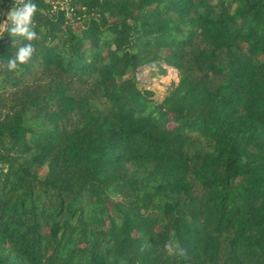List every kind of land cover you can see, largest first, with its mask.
<instances>
[{"label":"trees","instance_id":"trees-1","mask_svg":"<svg viewBox=\"0 0 264 264\" xmlns=\"http://www.w3.org/2000/svg\"><path fill=\"white\" fill-rule=\"evenodd\" d=\"M31 2L35 39L0 29V264H264V0Z\"/></svg>","mask_w":264,"mask_h":264},{"label":"rangeland","instance_id":"rangeland-1","mask_svg":"<svg viewBox=\"0 0 264 264\" xmlns=\"http://www.w3.org/2000/svg\"><path fill=\"white\" fill-rule=\"evenodd\" d=\"M6 2L7 1L3 2V0H0V29L8 25L10 13L14 11V9L9 6V3ZM173 68L177 70L176 77L175 74L171 72V75L169 74V71H172L171 69ZM133 74L138 87L142 90H149L151 96L159 102L162 101L172 85L178 80V69L163 61H159L157 64L141 65L134 70Z\"/></svg>","mask_w":264,"mask_h":264},{"label":"clouds","instance_id":"clouds-1","mask_svg":"<svg viewBox=\"0 0 264 264\" xmlns=\"http://www.w3.org/2000/svg\"><path fill=\"white\" fill-rule=\"evenodd\" d=\"M18 3L23 4V7L18 8L10 13L11 28L10 32L12 35H19L25 37L27 40L31 41L36 38V33L31 30L32 17L37 11L36 4L32 3L31 0H18ZM35 48L31 44H27L19 48L17 54L14 58H10L7 61V68L9 71H14L17 69L18 65L27 63L33 53Z\"/></svg>","mask_w":264,"mask_h":264}]
</instances>
